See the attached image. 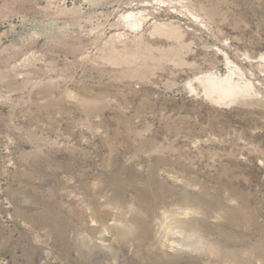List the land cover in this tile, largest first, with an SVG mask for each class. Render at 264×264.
<instances>
[{"label":"rangeland","instance_id":"1","mask_svg":"<svg viewBox=\"0 0 264 264\" xmlns=\"http://www.w3.org/2000/svg\"><path fill=\"white\" fill-rule=\"evenodd\" d=\"M0 264H264V0H0Z\"/></svg>","mask_w":264,"mask_h":264},{"label":"bare ground","instance_id":"2","mask_svg":"<svg viewBox=\"0 0 264 264\" xmlns=\"http://www.w3.org/2000/svg\"><path fill=\"white\" fill-rule=\"evenodd\" d=\"M210 83V87L212 86V88H214L215 87V89H218L219 91V93H222V94H225V95H228V94H231V92H233V86H231L229 83H227V84H225V85H222V86H220V87H217V86H215V85H217V83L216 82H214V81H211V82H209ZM207 85H208V83H207ZM221 85V84H220ZM236 89V88H235ZM222 97V96H221Z\"/></svg>","mask_w":264,"mask_h":264}]
</instances>
